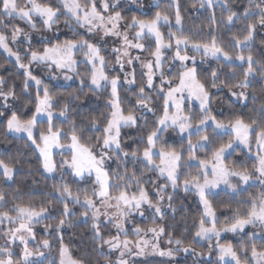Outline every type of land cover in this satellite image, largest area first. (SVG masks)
I'll use <instances>...</instances> for the list:
<instances>
[{"label": "snow or ice", "instance_id": "1", "mask_svg": "<svg viewBox=\"0 0 264 264\" xmlns=\"http://www.w3.org/2000/svg\"><path fill=\"white\" fill-rule=\"evenodd\" d=\"M189 4L0 0V264H264V0Z\"/></svg>", "mask_w": 264, "mask_h": 264}, {"label": "trees", "instance_id": "2", "mask_svg": "<svg viewBox=\"0 0 264 264\" xmlns=\"http://www.w3.org/2000/svg\"><path fill=\"white\" fill-rule=\"evenodd\" d=\"M148 1L149 0H144V3L147 5L148 4ZM183 2L185 4V6H187V7L190 8L189 0H183ZM162 3H163V0H162ZM197 7H199L198 4H197ZM216 15H217V18L219 19L220 18L219 8H217ZM208 16H209V11L208 10H203L201 12L191 11L190 10V12L185 13V20H184V27H185V29L187 31H189V32H196L201 27L206 28L207 27V17ZM237 27H239V25H237ZM63 30L66 31V29H63ZM235 30L236 29H233V31H235ZM164 31H167V29H164ZM228 50L229 51H232L231 49H228ZM197 60H199V57H197ZM0 62H2V61H0ZM12 71L14 72L15 69H13ZM17 83H19V80L17 81ZM161 103H162V101H161ZM250 107H251V105H250ZM217 111H219V108H217ZM43 127H46V125H44ZM65 127H67V125H65ZM224 139L227 140V136H225ZM6 143H7V141H5L2 137H0V149H3ZM169 143L171 144L172 142H169ZM253 143H254V141H253ZM13 144L15 146L13 148V152H15V150L17 148L20 150L21 153L27 152L29 154V157L32 159L33 164L35 163V158L34 157H31L30 150L24 148V141L23 140L13 141ZM175 146L176 147H179V141H176V145ZM201 156H203V153H201ZM240 162L246 163L248 167H251L252 166V163H253L252 160H246L245 161V159L243 157L240 158ZM26 170H27V165L25 166L24 169H22V171H26ZM192 171H194V169H192ZM37 179L40 180L41 187H43V183H44L43 180L40 177H37ZM50 183L51 182L49 181V184ZM255 190L256 189H252V191H255ZM181 195H183V193H181ZM36 199H39V197H37ZM219 199H225V198L223 196H221ZM219 199L217 200V204L218 205H219ZM221 210H222V208H221ZM194 211H195V208L193 206V212ZM150 225H152L151 222H150V220H146L142 226L147 227V226H150ZM36 228H37V232H38V237L37 238L38 239H42L43 237H42V233L40 231L41 228H42V226L41 225H37ZM73 231L76 233L75 236H72L71 235V233ZM85 233H86V229H84L83 227H80V228H76L74 230H69V234L65 236V242L66 243L68 242V240L70 238L74 241V243L71 245V248H72V251L73 252H76L77 253V255H83L84 254V252H83V245H81V250H79V251L77 250L76 245L81 243V239L82 238L85 240L86 243H88L87 237H86ZM113 233H114V229H113ZM166 239L167 238L165 237L164 240H166ZM0 243H2V241H0ZM88 246H89V249H90L91 248L90 243H88ZM196 247H197V251H201L202 250L200 248V246H196ZM89 254L92 257H95V254L94 253H91L90 252ZM181 259H182V264H184L183 258H181ZM144 260L147 261V264H160V260L161 259L152 258V259H148L147 260V258H146ZM101 264H103V260H101ZM187 264H192L191 257L187 258Z\"/></svg>", "mask_w": 264, "mask_h": 264}, {"label": "rangeland", "instance_id": "3", "mask_svg": "<svg viewBox=\"0 0 264 264\" xmlns=\"http://www.w3.org/2000/svg\"><path fill=\"white\" fill-rule=\"evenodd\" d=\"M150 3H152V0H149V1H148V4H150ZM193 103H195V102H193ZM173 139H175V141H179V139H178L177 137H175L174 135H173ZM169 142H173L172 139H170ZM253 152H255V143H253ZM55 159H56L57 161H59L60 159H62V157H61L59 154H57V155L55 156ZM152 226H153V225H150V226H147V227H152ZM142 227H144V226H142ZM113 234H115V233H113ZM129 239H136V237H132V236H130ZM161 243H162L163 246H166V240L162 241ZM146 258H147V260H148V259H152V258L161 259V258H159V257H155V256H149V257H138V258H136V259H138V260H140V261H145L144 259H146Z\"/></svg>", "mask_w": 264, "mask_h": 264}]
</instances>
